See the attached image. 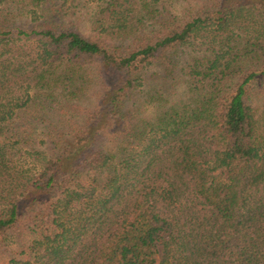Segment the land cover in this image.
I'll return each mask as SVG.
<instances>
[{
    "label": "trees",
    "instance_id": "obj_1",
    "mask_svg": "<svg viewBox=\"0 0 264 264\" xmlns=\"http://www.w3.org/2000/svg\"><path fill=\"white\" fill-rule=\"evenodd\" d=\"M46 1L0 0V264H264V0L11 25ZM179 49L185 101L136 127L123 108Z\"/></svg>",
    "mask_w": 264,
    "mask_h": 264
},
{
    "label": "rangeland",
    "instance_id": "obj_2",
    "mask_svg": "<svg viewBox=\"0 0 264 264\" xmlns=\"http://www.w3.org/2000/svg\"><path fill=\"white\" fill-rule=\"evenodd\" d=\"M76 3L77 0H73L72 2L47 0L42 6V11H37L33 16L29 14H18L22 6H16L13 8L16 13H12L10 16L11 25L14 24L23 28H28L32 25L41 24L51 28H57L66 26L69 23L80 22L79 25H83L84 27L82 29L84 33L89 35V21L86 16V10L80 9L79 7L75 8ZM17 8L18 11L16 10ZM45 9H47V11L44 12ZM82 12L84 13L82 14ZM83 16L86 19L85 21L82 19ZM188 53V50L179 49L175 55L176 61L178 62L177 67L172 69L169 74H166L160 68H154L147 72L149 76L148 84L142 87L136 97L129 101L123 108L125 112L128 111L129 113L131 109L134 110V115H136L135 119L137 120L134 123L135 126L137 125L136 127L140 128V124L147 119L155 121L159 105L168 107L170 104L176 102L182 103L185 101L186 95L184 91L186 83L181 69L184 67V63H186ZM158 95H163L164 98L162 101L157 102L154 100L158 98ZM153 100L156 102H153ZM132 101H134L133 105L130 104Z\"/></svg>",
    "mask_w": 264,
    "mask_h": 264
}]
</instances>
